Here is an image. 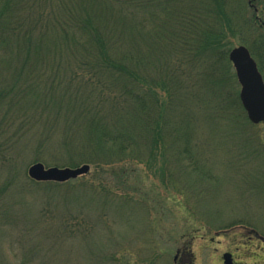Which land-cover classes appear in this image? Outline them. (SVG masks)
I'll return each mask as SVG.
<instances>
[{
	"label": "trees",
	"instance_id": "obj_1",
	"mask_svg": "<svg viewBox=\"0 0 264 264\" xmlns=\"http://www.w3.org/2000/svg\"><path fill=\"white\" fill-rule=\"evenodd\" d=\"M233 28L264 77V0H0V107L19 121L1 124L0 150L30 132L58 159L135 171L172 114L187 153L200 96L245 125L226 91Z\"/></svg>",
	"mask_w": 264,
	"mask_h": 264
},
{
	"label": "rangeland",
	"instance_id": "obj_2",
	"mask_svg": "<svg viewBox=\"0 0 264 264\" xmlns=\"http://www.w3.org/2000/svg\"><path fill=\"white\" fill-rule=\"evenodd\" d=\"M253 10L248 17L257 28ZM239 37H231L232 49L244 46ZM226 67V91L233 96L240 88L233 67ZM207 100L203 95L190 103L182 142L187 153L179 152L172 114L135 171L91 167L70 186L37 184L28 176L34 164H88L38 149L30 132L16 147L0 150V264H174L178 250L191 251L195 264H218L228 249L254 262L261 242L249 231L264 238V124L242 125ZM10 114L0 107V126L8 122L9 132L19 122ZM225 228L229 237H217Z\"/></svg>",
	"mask_w": 264,
	"mask_h": 264
},
{
	"label": "water",
	"instance_id": "obj_3",
	"mask_svg": "<svg viewBox=\"0 0 264 264\" xmlns=\"http://www.w3.org/2000/svg\"><path fill=\"white\" fill-rule=\"evenodd\" d=\"M228 59L235 70L240 86L239 99L249 122L253 125L264 123V80L257 63L245 46L232 49ZM89 171V165L77 168H46L37 163L28 169V176L36 182L62 184L84 176ZM224 259L225 264H232L231 255H226Z\"/></svg>",
	"mask_w": 264,
	"mask_h": 264
},
{
	"label": "flooded vegetation",
	"instance_id": "obj_4",
	"mask_svg": "<svg viewBox=\"0 0 264 264\" xmlns=\"http://www.w3.org/2000/svg\"><path fill=\"white\" fill-rule=\"evenodd\" d=\"M242 231H244L242 229ZM229 233H230V229L225 228L222 229L220 232H218V236L219 238H225V237H229ZM249 234H251L253 237H255L257 239V241H260L261 244L256 246L257 249V258L254 262L251 263H247V262H243L241 260V256H237L238 254H236V252H234L231 249H228L226 251H224L219 258V263L218 264H225V259L224 257L226 255H231V261L232 264H264V238L260 237L254 230H250ZM253 239L252 237L249 238V240ZM234 241L235 240H230L229 244L231 246L234 245ZM251 243V242H250ZM252 247L251 245L248 246L246 245V248ZM237 252L239 251V247H236ZM195 256L193 255V253L191 251H182V250H178L176 251L175 257H174V264H195Z\"/></svg>",
	"mask_w": 264,
	"mask_h": 264
},
{
	"label": "bare ground",
	"instance_id": "obj_5",
	"mask_svg": "<svg viewBox=\"0 0 264 264\" xmlns=\"http://www.w3.org/2000/svg\"><path fill=\"white\" fill-rule=\"evenodd\" d=\"M230 53V52H229Z\"/></svg>",
	"mask_w": 264,
	"mask_h": 264
}]
</instances>
